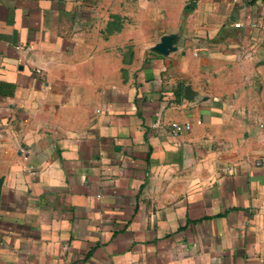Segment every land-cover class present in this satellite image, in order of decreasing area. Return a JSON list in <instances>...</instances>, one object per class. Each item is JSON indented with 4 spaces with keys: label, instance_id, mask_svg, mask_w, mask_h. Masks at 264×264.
Listing matches in <instances>:
<instances>
[{
    "label": "crops",
    "instance_id": "crops-1",
    "mask_svg": "<svg viewBox=\"0 0 264 264\" xmlns=\"http://www.w3.org/2000/svg\"><path fill=\"white\" fill-rule=\"evenodd\" d=\"M263 157L264 0H0V264H264Z\"/></svg>",
    "mask_w": 264,
    "mask_h": 264
},
{
    "label": "water",
    "instance_id": "water-1",
    "mask_svg": "<svg viewBox=\"0 0 264 264\" xmlns=\"http://www.w3.org/2000/svg\"><path fill=\"white\" fill-rule=\"evenodd\" d=\"M184 94L187 98H190V96L192 95V91L188 87H185Z\"/></svg>",
    "mask_w": 264,
    "mask_h": 264
},
{
    "label": "built area",
    "instance_id": "built-area-1",
    "mask_svg": "<svg viewBox=\"0 0 264 264\" xmlns=\"http://www.w3.org/2000/svg\"><path fill=\"white\" fill-rule=\"evenodd\" d=\"M172 125H173L174 127H178V124H177L176 122H173ZM186 127H189V125L186 124ZM263 159H264V157H263Z\"/></svg>",
    "mask_w": 264,
    "mask_h": 264
}]
</instances>
